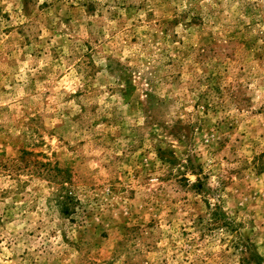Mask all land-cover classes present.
I'll return each instance as SVG.
<instances>
[{"label":"rangeland","instance_id":"rangeland-1","mask_svg":"<svg viewBox=\"0 0 264 264\" xmlns=\"http://www.w3.org/2000/svg\"><path fill=\"white\" fill-rule=\"evenodd\" d=\"M0 264H264V0H0Z\"/></svg>","mask_w":264,"mask_h":264}]
</instances>
